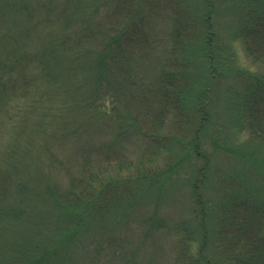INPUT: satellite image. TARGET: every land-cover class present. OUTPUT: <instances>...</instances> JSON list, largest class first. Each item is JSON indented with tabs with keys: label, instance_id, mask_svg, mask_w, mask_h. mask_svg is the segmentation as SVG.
<instances>
[{
	"label": "rangeland",
	"instance_id": "rangeland-1",
	"mask_svg": "<svg viewBox=\"0 0 264 264\" xmlns=\"http://www.w3.org/2000/svg\"><path fill=\"white\" fill-rule=\"evenodd\" d=\"M10 1L15 9L5 10L3 22L0 18V64L9 63L11 52L19 50L41 61L44 71L31 63L28 71L31 75L37 71L39 84L30 87L26 96L11 98L8 91L0 93V264H21L22 257L27 264H189L208 247L207 234L212 241L214 227H199V219L212 221L222 197L219 184H226L223 177H232L242 188L258 190L263 196L264 143L255 144L238 125L234 100L241 83L237 70L259 72L264 62L250 56L236 34V2H211L215 60L200 57L197 41L186 50L189 95L197 96L208 87L205 118L201 119L204 128L187 132L186 145L169 142L151 155L149 148L154 147H148L127 120L135 119L143 129L155 126V112L162 106L155 100L160 93L158 80L173 60L170 44L174 39L166 16L169 5L161 13L153 0L157 4L147 22L149 44L144 45L149 49L133 61L136 73L149 84L145 96L155 100L145 107L141 98L128 105L122 96L111 102L107 77L99 72L100 35L95 33L98 28H92L100 20L122 22L121 12L129 0ZM195 3L196 9L199 5L206 9V4ZM0 81L6 83L4 75ZM97 88L99 93L106 89L108 93L97 98ZM96 105L111 109L115 116L97 120L100 117L93 116ZM182 107L189 112L196 105ZM164 115L163 127L156 134L171 136L175 115L172 109ZM96 194L99 211L85 216L90 217L87 224L91 226L76 238H66L70 231L63 238L70 212L67 207L60 209L58 199L62 205L76 204L78 220L77 216L84 217L85 202ZM68 218L73 219L72 215ZM184 236L188 237L184 240ZM54 239L58 247L49 246V255H44V245ZM181 240L186 242V251L180 262ZM95 241L100 250L94 249Z\"/></svg>",
	"mask_w": 264,
	"mask_h": 264
},
{
	"label": "trees",
	"instance_id": "trees-1",
	"mask_svg": "<svg viewBox=\"0 0 264 264\" xmlns=\"http://www.w3.org/2000/svg\"><path fill=\"white\" fill-rule=\"evenodd\" d=\"M187 1L189 0H157L161 13H164L165 8L169 5L170 10L166 16L174 41L170 44L173 60L166 65L164 76L158 80L160 93L155 100L157 105L162 106L158 107L155 112V126H148L143 129L142 124L139 123L140 126L136 125L135 119L128 117L129 119L127 120L128 126L133 124L137 128L147 141V146L151 147L152 145L154 147V149L149 148L151 155L163 146L166 147L169 142H171V145H174V143L176 145L185 143L186 145L187 141H184L185 134L193 128H195L196 132L201 131L205 125L201 119L205 118L202 113L203 107L208 101L206 100L208 87L206 85L205 89H201L197 96L189 95L190 61L186 55V50L188 51L187 48L191 42L197 41L201 43L199 45L200 57H205L206 61L209 59L215 60V33L212 29V22L209 19L211 17L210 11L214 10V7L213 3L211 4L212 0H201L199 2L197 0L198 5L200 2L202 6L206 4V9H201L200 5L196 9L193 5L194 0H190L188 2L190 10L188 11V8L187 10L185 8ZM1 2L3 3V9L0 11V18L3 22L5 10H8L9 7L13 8L14 5L10 0ZM233 2L237 4L234 12L236 15L237 36L243 41L245 50L250 56L264 62V0H233ZM157 3L153 4V0H129L121 12L122 22L106 24L105 20H100L96 23L97 27H92L93 29L98 28L95 33L99 32L100 35V39L97 37L93 38V40L98 39L97 48L101 43L100 48L96 51L99 58V72L102 77H107L109 98L113 104L119 101V96H122L124 105H128L127 103L134 98H141L146 104L155 101L148 99V95L145 96L146 91H149L147 90L149 84L145 83L141 76L136 73L133 61L136 56L138 58L143 57L145 55L143 51H148L149 49L144 48V45L149 44L146 33L147 22L154 15L153 12ZM18 7L26 9L21 4ZM34 12L35 10L33 9L32 13ZM91 37L93 36L90 32L88 38L92 39ZM154 41L155 43L157 42L156 38ZM13 56H15L14 59H12ZM33 61L37 64L38 71H42L43 65L41 61L39 63L34 56L19 54V50L11 52L9 63L1 62L0 64L1 77L4 75L7 80L6 83L0 81V93L5 94L8 91V96L11 98L23 97L26 96L30 87L38 85L40 75L38 74L37 76V71H34L36 72L34 75H31L28 71ZM130 63L132 67H130ZM42 69L44 71V68ZM207 69H209V66H207ZM237 73L241 82L239 87L236 88L237 92L234 100L236 116L239 121L238 125L248 131L255 144L264 143V70L258 72L239 68ZM35 75L37 79L34 77ZM125 86L128 88L125 89ZM139 89H141V96L138 94ZM97 91V98L102 93L103 95L108 93L107 89L101 90V93H99V88H97ZM123 91H125L124 95ZM91 98L92 96L86 99L87 103ZM142 100L140 102H143ZM190 104H194L196 107L192 111H185L182 105ZM149 106L147 104L145 107ZM170 109L173 110L175 115L172 128L174 134H171V136H158L156 132L163 127L164 114ZM108 114H113L111 109L101 108L100 105H96V109L93 111V116L100 117L97 120L103 119ZM200 115L201 118H199ZM112 116H115V114ZM140 122L145 123V118L140 120ZM122 127L121 131H123ZM194 139H189L188 145H192ZM254 162L259 163L258 161ZM145 172L152 175L148 171ZM140 176L146 178L142 174ZM253 176L256 177L257 175ZM222 179L226 181V184H219L222 190V197L212 212V221L206 223V221L203 222L204 219L198 218L199 227L200 225L202 227L205 226L206 230H209L207 224L214 227L211 236L212 241L207 234L206 243L208 247L200 250L189 264H264V194L262 196L257 193L258 190L250 192L246 188H242L239 181L236 180V182L232 177H223ZM229 180L232 181V184H227ZM198 196L200 198V195ZM198 196L197 199H199ZM97 198L98 195L96 194L88 202H85L82 210L84 217L81 219L80 216H77L78 220H75V214H79V212L75 211L76 204L72 202L62 205L60 199H58L57 204L61 207L60 209L67 207L66 210L70 212L68 215L73 217L71 221L66 214L68 223L64 225L63 230L67 229V232L64 233L63 238L69 231L72 234H68L66 238L71 235L77 237L83 230L86 231V228L91 226V224H87L90 217L87 219L85 216L99 211L95 204L98 201ZM203 205L205 204H200L201 207ZM202 210L201 216L203 217L205 216V209ZM186 237L188 236H184L182 239ZM184 240L179 243L180 262L182 261L180 256H183V250L186 248ZM60 244L62 245V243ZM49 246L52 249L58 247L56 239L50 240L44 245L43 254L46 256L49 255L51 250L48 248ZM204 246L206 245L204 244ZM213 246L215 248H212ZM95 248L100 250V247L97 246V241L94 242ZM211 248L214 251L213 253L210 251ZM21 264H27L23 257L21 258ZM186 264L188 263L186 262Z\"/></svg>",
	"mask_w": 264,
	"mask_h": 264
}]
</instances>
